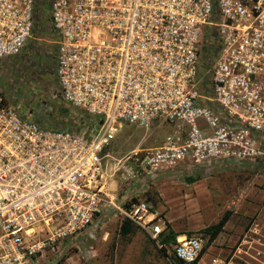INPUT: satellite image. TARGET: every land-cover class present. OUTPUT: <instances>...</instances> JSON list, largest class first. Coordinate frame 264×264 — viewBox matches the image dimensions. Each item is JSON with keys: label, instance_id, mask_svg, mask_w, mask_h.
I'll list each match as a JSON object with an SVG mask.
<instances>
[{"label": "built area", "instance_id": "obj_1", "mask_svg": "<svg viewBox=\"0 0 264 264\" xmlns=\"http://www.w3.org/2000/svg\"><path fill=\"white\" fill-rule=\"evenodd\" d=\"M39 28L54 47L52 98L85 121L48 130L0 90V264H38L110 214L162 234L147 201L118 205L104 190L105 151L124 126L171 131L126 158L121 193L219 164L236 125V138L264 132V0H0V60ZM178 236L172 257L199 264L201 237Z\"/></svg>", "mask_w": 264, "mask_h": 264}, {"label": "rangeland", "instance_id": "obj_2", "mask_svg": "<svg viewBox=\"0 0 264 264\" xmlns=\"http://www.w3.org/2000/svg\"><path fill=\"white\" fill-rule=\"evenodd\" d=\"M33 38L27 41L21 54L0 60V90L6 103L20 114H31L33 120L48 130L76 129L85 119L75 122L71 110L52 98L57 91L52 37L48 30L39 28ZM242 128V125L234 127L228 156L219 164H210L209 169H197L192 174L166 172L143 186L136 185L121 193L119 175L126 158L138 150L161 146L171 131L162 127L124 126L105 151L104 190L115 197L118 205L126 199L147 201L164 222L162 234L152 239L121 216L110 214L100 217L101 221L81 236L47 250L39 256L38 264H174L170 246L162 243L167 233L162 205H166L172 221L181 218L182 222H193L191 230L177 233L201 237L204 245L208 236L203 229L215 225L226 211H231L223 232L210 246L222 252L230 264H264V132L246 127L243 138L234 137ZM186 178H196L201 183L193 186L185 183ZM179 190L188 195L184 200H192L193 210L188 216L180 210V203L186 207V201L181 202ZM200 191L203 196L199 193L194 198ZM173 224L184 226L177 221ZM158 243L166 247L165 253Z\"/></svg>", "mask_w": 264, "mask_h": 264}, {"label": "crops", "instance_id": "obj_3", "mask_svg": "<svg viewBox=\"0 0 264 264\" xmlns=\"http://www.w3.org/2000/svg\"><path fill=\"white\" fill-rule=\"evenodd\" d=\"M201 182L200 181H195L194 183H192L193 186H198ZM180 191V190H179ZM182 197H181V202L182 200H184V198H186L188 195H183L182 192L180 191ZM202 194L203 196V193L198 192L196 193V195H194V198L198 195V194ZM199 194V195H200ZM162 195V198L164 199V201L166 200L165 196H164V193H161ZM184 201H186V207L183 206V203H180V210H183L184 212L187 213V216L188 214L193 210V204H192V200H190V198H188L187 200L185 199ZM165 204V203H164ZM195 204H197V202L195 201ZM161 209H164V219H165V222L166 224L169 225L170 228H172V230H174V232H176L177 235L179 236H183L185 234H180V233H177V232H183L185 230H191L193 228V222H190L191 223H187V221H184L182 222V219L181 218H177L176 221L179 223V224H184V226H177L176 224L174 225L173 223H175L176 221H172V219L168 216V209L166 208V205H162V207H160ZM224 229V228H223ZM223 232V230L217 235V237L215 238V240L218 238V236ZM214 240V241H215ZM213 241V242H214ZM212 242V243H213ZM223 253L222 252H219V250H217V248L213 247V246H210L209 250L205 251V253L203 254L202 256V259H201V264H208L212 259H221L223 258Z\"/></svg>", "mask_w": 264, "mask_h": 264}, {"label": "trees", "instance_id": "obj_4", "mask_svg": "<svg viewBox=\"0 0 264 264\" xmlns=\"http://www.w3.org/2000/svg\"><path fill=\"white\" fill-rule=\"evenodd\" d=\"M204 58H208L207 56H203ZM197 179L196 178H186L185 179V183L187 184H191L193 182H195ZM133 201H136V199H133ZM231 216V211H226L221 218L219 219V221L213 225L210 226L208 228L203 229V233H205L208 236V240L206 242V244L204 245V249L202 251V254H204V252L206 251V249L212 244V242L215 240V238L217 237V235L223 230V227L225 226V224L227 223L229 217ZM128 224H130L131 226H133L129 221L125 220ZM134 227V226H133ZM165 229L167 230V233L165 236H163L162 238V243L170 245L171 243L175 242V238L176 236H178L175 232H173L169 225L166 224L165 225ZM163 253H165V249H160ZM173 258V257H172ZM171 262H173L174 264H186L183 263L179 260L176 259H172ZM198 259L195 260L192 263L189 264H197Z\"/></svg>", "mask_w": 264, "mask_h": 264}, {"label": "bare ground", "instance_id": "obj_5", "mask_svg": "<svg viewBox=\"0 0 264 264\" xmlns=\"http://www.w3.org/2000/svg\"><path fill=\"white\" fill-rule=\"evenodd\" d=\"M183 237L182 236H179L178 239L181 240Z\"/></svg>", "mask_w": 264, "mask_h": 264}]
</instances>
